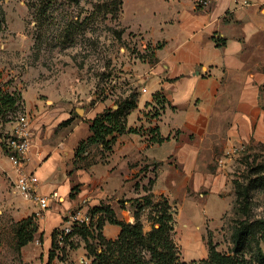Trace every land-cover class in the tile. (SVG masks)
I'll return each mask as SVG.
<instances>
[{
    "label": "rangeland",
    "instance_id": "rangeland-1",
    "mask_svg": "<svg viewBox=\"0 0 264 264\" xmlns=\"http://www.w3.org/2000/svg\"><path fill=\"white\" fill-rule=\"evenodd\" d=\"M168 6L166 0H0V89L19 97L15 112H0V150L5 156L8 158L4 142L21 113L34 119L44 106L74 99L80 115H85L87 110L101 104L116 108L117 103L134 93L141 101L151 96V87L145 93L138 85L148 86L146 71L148 64L154 63L156 47L137 28L151 29L163 19ZM142 74L145 76L139 78ZM151 105L145 110L146 118H154L156 110ZM75 113L79 115L78 111ZM231 146L243 149L220 165L218 159ZM231 146L214 156L206 171V182L203 180L198 188L191 184L179 186L170 195L177 212L174 239L183 260L206 257L209 236L220 251L232 253V236L240 222L264 219V140ZM89 151L80 164L97 163L98 170L104 168L105 173L101 145H91ZM176 169L173 170L176 174L184 172L179 165ZM142 171L137 188L131 183L125 193L106 194L107 183H102L93 196L105 205L111 202L122 215H129L126 202L133 201L129 209L135 212L134 201L147 193L146 189H140L141 185L151 188L148 178L159 176L163 170L153 166L143 168L133 179ZM199 172L205 178V170ZM14 179L15 174L0 169V264H43L45 253H40L39 248L44 250V237L40 233L33 241L39 248L30 245L19 255L14 247V227L23 217L19 208L21 194L14 188ZM163 186L167 188L166 184L162 189ZM118 197L122 207L116 201ZM91 202V198H86L70 209L56 235L69 213L81 210L84 215L88 207L94 209ZM153 211L148 207L142 215L147 231L153 225L149 221ZM56 220L51 215L43 224L51 227ZM248 244L250 250L260 244L264 251V240L258 243L254 237ZM60 249L65 251V257L58 264L89 263L86 243L80 235L62 246L57 245L56 250Z\"/></svg>",
    "mask_w": 264,
    "mask_h": 264
},
{
    "label": "crops",
    "instance_id": "crops-1",
    "mask_svg": "<svg viewBox=\"0 0 264 264\" xmlns=\"http://www.w3.org/2000/svg\"><path fill=\"white\" fill-rule=\"evenodd\" d=\"M166 1L169 6L163 19L149 30L137 28L156 47V62L148 64L146 71L148 86L138 85L140 90L147 89L145 93L151 87L152 95L144 101L140 97L138 106L127 117L128 127L144 126V130L117 136L113 149L101 155L106 162L105 173L104 168L98 170L97 163L82 166L76 154L80 143L91 134L89 121L113 106L101 104L80 115L75 100L65 99L44 106L33 119L27 170L40 177V194L58 191L61 199L37 217L44 250L30 242L19 255L34 245L45 253L43 264H58V250L50 260L55 230L62 225L65 214L83 199L91 198L94 206L105 205L93 196L102 183H107L106 194L120 195L130 190L131 183H135L134 188L139 186L137 178L143 171L133 179L135 173L159 167L163 171L157 177H149L148 184L155 179L151 185L155 198L164 195L171 201L170 195L179 186L191 184L198 188L203 180L206 182V171L214 156L225 147L264 140V0H250L248 6H241L236 0H215L205 8L195 7L193 0ZM158 44L162 47L157 48ZM157 92L166 96V108L159 117L146 118L145 110L152 106L147 102H152ZM68 119L72 121L63 124ZM152 127H158L160 134L169 139L153 142ZM176 165L184 172L174 173ZM0 169L16 176L3 150ZM204 170L205 178L199 172ZM163 184L167 188L162 189ZM75 186L78 189L72 197ZM144 187L142 184L140 189ZM21 199L19 212L23 217L19 221L36 215L40 208L36 201L22 195ZM116 201L122 207L119 197ZM128 202L129 215L120 214L111 202L106 205L111 206L118 219L134 222V211L129 209L133 201ZM51 215L57 220L49 227L43 220ZM120 232L119 225L104 226L109 239L117 238Z\"/></svg>",
    "mask_w": 264,
    "mask_h": 264
},
{
    "label": "trees",
    "instance_id": "trees-1",
    "mask_svg": "<svg viewBox=\"0 0 264 264\" xmlns=\"http://www.w3.org/2000/svg\"><path fill=\"white\" fill-rule=\"evenodd\" d=\"M161 47V44L157 45V48ZM138 101V94H131L124 101L117 103L116 108H106L92 118L89 121L91 134L80 143L76 154L77 160L86 159L91 145H101L103 152L111 151L119 134L142 131V127H128L127 125V117L138 106ZM18 103L19 97L15 93H4L0 89V112L3 114L15 112ZM166 103V96L162 92H157L154 94L153 101L147 102V105L154 104L156 110L154 117H159L162 110L166 108ZM71 121L72 119H68L63 124H68ZM150 132L153 134L151 137L153 142L163 143L169 139V137L165 138L160 134L158 127H152ZM3 147L5 148V142ZM153 183L154 179H151L149 184L152 185ZM239 186L237 184L238 188ZM144 188L147 193L134 201V206L136 204L134 222L120 220L110 205H100L92 209L93 213H99L95 232L84 225H75L72 235H80L85 240L89 258L87 264H264V251L261 245L258 244L253 251L250 250L248 244L250 238H258V243L264 240L263 218L250 222H240L232 236L234 243L232 253L220 251L218 245L213 241V237L209 236L208 255L206 257L191 261L181 259L179 246L174 239L177 212L173 203L164 195L155 198L151 188ZM77 189L78 186L73 188L72 197H75L74 192ZM148 207L154 209L149 216V221L153 222L149 231L146 230L142 218L143 212ZM106 223L121 227V232L117 238L109 239L106 237L104 234ZM14 230L16 236L14 247L20 252L23 246L36 239L39 232L37 216L33 214L18 221ZM56 231L54 232V250L50 252V260L56 256L57 252ZM92 239L96 242L92 243ZM60 252L59 260L65 257V251L60 249Z\"/></svg>",
    "mask_w": 264,
    "mask_h": 264
},
{
    "label": "built area",
    "instance_id": "built-area-1",
    "mask_svg": "<svg viewBox=\"0 0 264 264\" xmlns=\"http://www.w3.org/2000/svg\"><path fill=\"white\" fill-rule=\"evenodd\" d=\"M214 1L215 0H193V3L197 8H205L210 6ZM236 2H240L241 6H248L251 4L250 0H236ZM143 91L146 92L147 89L143 88ZM32 122L33 119L29 114H19L16 118L12 134L8 136L5 141L4 150L6 151L16 173L14 179V186L16 190L24 198L36 201L39 204L40 208L36 212V215L38 217H42L45 211H47L54 202L61 199V196L58 191H53L48 195L40 194L38 192L40 177L36 173L27 170V161L34 135ZM242 149L243 147L231 146L226 150L225 154L218 159V163L220 165L225 164L227 161L231 160L234 155L241 153ZM98 218L99 213H93L89 207L88 211L84 215L81 213V210L69 213L67 215V221H65V224L61 227L60 231H58V245L62 246L68 241L74 239L75 235H72V233L75 225H84L91 231L95 232L97 230ZM59 254H61L60 250L58 251V255Z\"/></svg>",
    "mask_w": 264,
    "mask_h": 264
},
{
    "label": "water",
    "instance_id": "water-1",
    "mask_svg": "<svg viewBox=\"0 0 264 264\" xmlns=\"http://www.w3.org/2000/svg\"><path fill=\"white\" fill-rule=\"evenodd\" d=\"M79 113H81L80 110H79Z\"/></svg>",
    "mask_w": 264,
    "mask_h": 264
}]
</instances>
